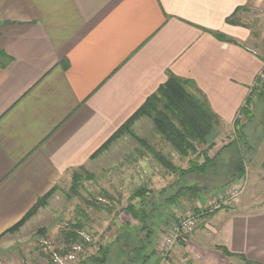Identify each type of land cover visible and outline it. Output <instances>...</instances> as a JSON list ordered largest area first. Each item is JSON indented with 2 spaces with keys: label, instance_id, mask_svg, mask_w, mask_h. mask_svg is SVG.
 Returning <instances> with one entry per match:
<instances>
[{
  "label": "crops",
  "instance_id": "0c3cea01",
  "mask_svg": "<svg viewBox=\"0 0 264 264\" xmlns=\"http://www.w3.org/2000/svg\"><path fill=\"white\" fill-rule=\"evenodd\" d=\"M237 10V25L228 23ZM262 69L264 0H0V254L33 236L24 233L33 218L5 232L88 167L170 75L194 84L221 135L256 101ZM217 137L210 158L227 150ZM245 195L184 240L191 263L264 264V202ZM31 250L34 264L43 254ZM181 257L175 247L166 264ZM159 261L157 253L147 264Z\"/></svg>",
  "mask_w": 264,
  "mask_h": 264
},
{
  "label": "rangeland",
  "instance_id": "374dc122",
  "mask_svg": "<svg viewBox=\"0 0 264 264\" xmlns=\"http://www.w3.org/2000/svg\"><path fill=\"white\" fill-rule=\"evenodd\" d=\"M260 20L262 24L263 19ZM196 95L198 98L200 97L198 94ZM255 96L257 99L249 109L253 110L252 120L248 123L243 119L248 123L244 128V132L247 137L246 143L248 141L251 149L243 145L239 147L245 160L243 161L245 176L240 179V182H237L242 187V192L236 204L224 205L222 206L224 208L239 207L245 194L249 201L264 202V177L260 173L258 174L261 164L264 163V95L260 97L256 94ZM237 114L231 129L225 130L221 135L219 134L221 147L224 143L235 140L237 133L234 126ZM219 124L222 125L221 120ZM131 131L137 137L147 140L151 147L165 154L180 168H188L189 161L195 158L192 155L181 158L156 132L152 121L147 117L137 119L131 126ZM115 144L111 150L99 159L88 164L86 170L92 173L95 179L86 178L83 182L81 181L78 196L71 193L73 172H70V175L66 178L67 181H63L57 187L55 195L48 201L47 206L39 209L36 215L31 217L33 218L32 223L24 233L30 232L33 236H27V242L23 241L24 238L10 242V250L0 254V264H30L28 260L32 252L31 249L38 250L39 253L43 254V257L37 260V263L40 264H96L92 258L101 257L100 250L102 248L109 247L111 249L110 253L114 257L122 252V249L116 247L118 243L116 240L119 239L120 235H122L121 239L125 237L124 235L135 237L138 244H141L139 239L145 238L141 236L145 233L138 234L137 229H135L140 227L139 223L125 211L130 202L129 197L137 189L147 187L155 194L154 200L164 202L169 195L175 194L181 186L188 185L201 188L202 197L199 200L182 199L178 201L179 203L177 202L178 205L176 206L159 210L158 217L156 216L158 227L160 226V231L164 233L180 216L191 214L195 209H198V211L206 209L212 203V200L219 196L218 194H225L232 185H227L219 190H212L213 186L217 185L214 182L220 178L223 168H219L218 173H212L211 171V173L203 176L189 175L180 178L181 176H178V173L172 174L160 165L155 160L153 153L137 143L131 135H125ZM231 149L233 148H227L225 153H229ZM256 153L259 154L255 156ZM222 156H224V153L220 157ZM250 161L253 162L251 169L254 171L249 172L247 164ZM204 185L209 186V188ZM163 188L167 189V193H160ZM88 203L93 206H89ZM77 223H81L83 228L75 227L78 226ZM21 228L14 233L9 232L6 234H17ZM74 232L79 234L85 242H76L70 245V239L65 237V234ZM191 234L183 237L176 244V256L182 255L183 257L176 261L177 264H193L187 259L188 255H186L183 246L184 240L189 238ZM19 249L21 252H19ZM174 250L163 260L160 258L162 256L159 250L158 256L161 259L159 263L166 264L172 257ZM113 260L114 258L103 264H115ZM37 263L34 262V264Z\"/></svg>",
  "mask_w": 264,
  "mask_h": 264
},
{
  "label": "trees",
  "instance_id": "16d2710c",
  "mask_svg": "<svg viewBox=\"0 0 264 264\" xmlns=\"http://www.w3.org/2000/svg\"><path fill=\"white\" fill-rule=\"evenodd\" d=\"M239 10L236 11L232 18L228 19V23L237 25L233 17H235ZM242 11L247 10L244 7ZM253 35L258 37L259 34L254 32ZM3 55L4 54H1V56ZM191 85L194 86L191 81H186L170 75L168 80L154 94L147 98L146 102L91 156L90 159L92 161L99 159L105 152L109 151L117 141L124 138L125 135H131L137 143L153 153L155 160L160 165L172 174L178 173V176H181L180 178H185L189 175L203 176L211 173V171L212 173H218L219 168H223L224 173L222 169L220 178H218V181L214 182V184L216 183L217 185H214L215 187L213 186L212 190H219L243 178L245 176L243 153L239 147L243 145L251 149L248 141L246 143L247 137L244 128L252 120V112L249 109L250 105L254 102H252L250 98L248 104H246L247 107L241 109L240 113L248 123L245 121H236V138L225 146L226 148L233 149H231L229 153H225L224 151L210 158L209 153L215 149L216 139L219 135L217 129L219 126V118L211 110L209 103L200 92L196 93L200 96L198 98L196 94L189 91ZM263 90L264 86L262 91L258 93L260 97L264 95ZM142 117H147L152 121L156 132L162 136L171 146L172 150L181 158L189 157L190 155L195 157L193 160L189 161L188 168L183 169L176 166L165 154L151 147L147 140L137 137L134 132L131 131L133 123ZM223 153L224 156L222 157L224 158L220 157ZM72 172L73 186L71 187V193L72 195L78 196V188L81 187L80 182H83L86 178L90 180H94L95 178L92 173L88 172V170L83 167L78 170H73ZM204 186L209 188V186ZM57 187L58 186L54 187L47 194L40 197L35 206L5 233H14L19 230L31 219V217L36 215L39 209L46 207L48 201L55 195ZM205 190L209 191L208 189ZM160 193H167V189L163 188L160 190ZM200 197H202L201 188L196 186H181L175 194L169 195L164 202H157L156 199L154 200L155 194L147 187L137 189L129 197L130 202L126 206L125 211L139 223L140 227L135 229H137L138 234L145 233L141 235L145 238L139 239L141 244H138L136 243L135 237L124 235L125 237L121 239L122 235H120L119 239L116 240V242H118L116 247L122 249L120 254L114 257L110 253L111 249L105 247L100 250L101 257L92 258L93 261H95L96 264H103L114 258L113 262H115V264H147L151 258L159 252L162 236L164 234L160 231V226L158 227L157 214L159 210L165 207L176 206L179 203L178 201L182 199L199 200ZM90 203H88L89 206H93ZM198 212V209L193 211L194 214H198ZM76 225L78 226L75 227L79 229L83 228L81 223H77ZM65 237L70 239V245L76 242H85L76 232L65 234ZM67 240L66 238V241ZM224 252L228 256H231V253L228 251Z\"/></svg>",
  "mask_w": 264,
  "mask_h": 264
},
{
  "label": "built area",
  "instance_id": "2783aa9c",
  "mask_svg": "<svg viewBox=\"0 0 264 264\" xmlns=\"http://www.w3.org/2000/svg\"><path fill=\"white\" fill-rule=\"evenodd\" d=\"M263 86H264V69H262V71L259 73L258 78L256 79L253 85V88L251 90V96L260 93ZM244 107H247V105ZM240 112L241 110L237 114L236 121L241 122V120L244 121L243 120L244 117ZM241 192H242V187L239 184L234 183L230 186V188L225 194H221V193L218 194L219 196H216L212 200V203H210V205L206 209L204 210L200 209L198 214L191 213L189 215L180 216L177 221H174L172 223L171 227L167 228V231L164 232L162 236V240H161L162 243L160 244V252L162 257L160 258L162 260L165 259V257L175 249L176 244L183 237H186L187 235L191 234L202 223L206 215L212 214L224 208L222 207L224 205L236 204L239 201V196Z\"/></svg>",
  "mask_w": 264,
  "mask_h": 264
}]
</instances>
